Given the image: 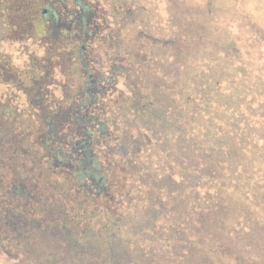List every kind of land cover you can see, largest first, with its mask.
I'll return each mask as SVG.
<instances>
[{
    "label": "rangeland",
    "instance_id": "obj_1",
    "mask_svg": "<svg viewBox=\"0 0 264 264\" xmlns=\"http://www.w3.org/2000/svg\"><path fill=\"white\" fill-rule=\"evenodd\" d=\"M121 1L132 14L100 51L120 92L101 152L127 148L100 152L118 166L114 199L85 207L55 176L57 190L33 183L46 208L19 202L28 163L4 161L0 216L19 250L0 264H264V0Z\"/></svg>",
    "mask_w": 264,
    "mask_h": 264
},
{
    "label": "flooded vegetation",
    "instance_id": "obj_2",
    "mask_svg": "<svg viewBox=\"0 0 264 264\" xmlns=\"http://www.w3.org/2000/svg\"><path fill=\"white\" fill-rule=\"evenodd\" d=\"M131 5L127 9L121 0L107 8L104 0H0V131L10 121L6 138L0 135V166L10 162L14 170L28 163L30 175L15 172L9 190L19 202L39 205L37 196H44L33 183L44 180L57 190L55 176L67 189L73 176L56 167L71 168L80 144L101 152L105 103L120 92L116 69L104 70L100 51L117 39L120 17L132 14ZM102 172L98 183L104 195L91 199L92 194L74 193L85 207L114 199L109 182L116 173L110 171L106 179ZM1 219L0 254L9 255V247L19 249L10 243Z\"/></svg>",
    "mask_w": 264,
    "mask_h": 264
},
{
    "label": "trees",
    "instance_id": "obj_3",
    "mask_svg": "<svg viewBox=\"0 0 264 264\" xmlns=\"http://www.w3.org/2000/svg\"><path fill=\"white\" fill-rule=\"evenodd\" d=\"M101 131L103 132V140H112L113 132L107 130L106 126L103 125ZM118 150L121 152L127 150L124 141H117L114 146L109 144L104 145L101 154H107L108 157L110 154L117 153ZM73 152L71 168L63 166L56 167L57 169L64 170L70 176H73V178H69L70 183L66 189L68 190V195L69 191L72 193H75V191H81L86 196L92 194V197H90L91 199L104 195L105 191L102 184L98 183L104 167V158L99 157L100 152L97 153L95 151L94 153L90 148L85 146V144H80L79 149L74 150ZM114 165L115 164H112L106 167V169H111L112 172H115L117 166L114 167ZM124 169L127 170L126 167H124ZM37 197L40 198L41 207L46 208L47 205L43 204L41 196Z\"/></svg>",
    "mask_w": 264,
    "mask_h": 264
}]
</instances>
